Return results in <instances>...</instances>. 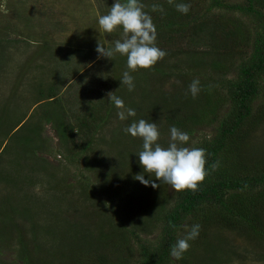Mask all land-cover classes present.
Listing matches in <instances>:
<instances>
[{"label": "rangeland", "instance_id": "374dc122", "mask_svg": "<svg viewBox=\"0 0 264 264\" xmlns=\"http://www.w3.org/2000/svg\"><path fill=\"white\" fill-rule=\"evenodd\" d=\"M140 2L152 19L165 15L180 21V31L157 35L156 46L167 55L150 71L130 72L135 88L129 92L120 81L130 71L126 57L98 58L96 51L98 41L112 48L123 38L122 29L109 34L98 23L115 0H0V264H77L86 238L108 231L119 219L140 239H156V229L140 226L153 206L166 201L159 194L167 197L173 190L144 173L137 155L143 142L124 129L134 120L156 123L158 142L168 147L163 98L171 95L173 110L192 114L185 105L199 103L188 91L198 79L202 90L214 88L213 96L227 101L217 81L233 78L251 52L246 43L256 28L250 18L214 3L243 6L246 0ZM179 3L190 5L187 14L177 11ZM153 4L164 12H153ZM232 20L244 24L249 36L244 42L227 25ZM223 59L226 70L219 68ZM260 81L255 107L264 104V78ZM110 92L136 117L121 121ZM228 108L227 101L218 115ZM214 129L215 124L199 122L185 146L198 148ZM86 140L90 146L78 150ZM244 144L245 156H264V121ZM138 174L161 186H144L134 179ZM209 240L211 248L196 253L201 264H264V240L221 229Z\"/></svg>", "mask_w": 264, "mask_h": 264}, {"label": "trees", "instance_id": "16d2710c", "mask_svg": "<svg viewBox=\"0 0 264 264\" xmlns=\"http://www.w3.org/2000/svg\"><path fill=\"white\" fill-rule=\"evenodd\" d=\"M214 3L250 18L256 28L251 44L246 43L251 52L239 61L233 78L217 81L226 89L228 111L221 117L218 115L227 101L214 97L212 91L216 90L208 86L203 90L200 86L197 106L192 105L193 100L187 101L185 106L190 107L192 114L173 110L171 95L163 98L165 121L170 127L175 126L188 134L193 133L201 121L215 124L213 136L202 139L198 145L206 150L209 175L195 193L173 191L167 197L161 194L164 192L159 194L166 201L159 207L153 206L150 219L140 226L158 231L154 241L140 239L134 228H127L119 219L113 221L108 231L93 239L86 238L79 247L77 264H201L202 260H196L197 251L210 249L209 235L219 229L264 240V156L254 158L250 154L247 157L244 153L247 135L264 121V104L253 105L261 91L260 80L264 78V0H246L243 6ZM152 20L159 38L172 30L174 34L180 31V21L175 23L170 16L162 15ZM227 25L238 34L239 37L232 32L237 41L244 42V38L249 37L239 20H232ZM229 49L233 50V47ZM219 63V68L226 70L225 59ZM90 144V140H86L77 144V149L84 151ZM216 162L220 166L213 171L211 165ZM170 223L176 228L170 227ZM185 224H198L200 232L198 238L189 241L190 250L177 260L171 256V248L185 235Z\"/></svg>", "mask_w": 264, "mask_h": 264}, {"label": "clouds", "instance_id": "9594fccd", "mask_svg": "<svg viewBox=\"0 0 264 264\" xmlns=\"http://www.w3.org/2000/svg\"><path fill=\"white\" fill-rule=\"evenodd\" d=\"M169 4L172 0H168ZM145 5L140 0H115L110 11L98 18L100 29L105 33H113L122 29L123 38L114 41V47L106 48L98 41L96 51L98 58H107L112 60L115 54L125 56L127 59V68L130 71L123 73L122 86H127L128 91H134V78L130 72L138 70H152L158 61L165 58L167 53L156 46L157 29L153 23L152 17L144 11ZM177 11L187 14L190 5L185 3L176 4ZM152 11L164 12L161 5L153 4ZM188 91L195 99L199 92L200 81L193 80ZM108 99L119 110L117 116L121 121H126L130 117H136L137 113L132 108H126L123 99L116 96L113 92L108 93ZM126 134L133 138L142 140V150L137 154L139 163L144 173L159 180L161 184H167L177 193L199 191L200 185L204 183L209 175L206 170V150L197 147H187L190 137L186 132L177 127H170V143L168 147H162L158 142L160 132L156 123H149L144 119L133 121L124 129ZM219 162L213 163V171L219 168ZM144 186H151L158 189L161 185L154 180H146L144 174H138L134 177ZM145 219V218H144ZM176 228V225H169ZM185 235L179 238L171 248V256L177 260L181 259L183 254L190 250L189 241L195 240L199 236L200 226H183Z\"/></svg>", "mask_w": 264, "mask_h": 264}]
</instances>
